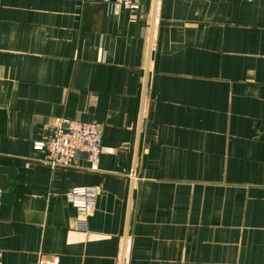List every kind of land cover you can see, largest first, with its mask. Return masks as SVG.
Listing matches in <instances>:
<instances>
[{
  "label": "crops",
  "instance_id": "obj_1",
  "mask_svg": "<svg viewBox=\"0 0 264 264\" xmlns=\"http://www.w3.org/2000/svg\"><path fill=\"white\" fill-rule=\"evenodd\" d=\"M64 115L96 164L33 148ZM1 166L0 264H264V0H0Z\"/></svg>",
  "mask_w": 264,
  "mask_h": 264
},
{
  "label": "built area",
  "instance_id": "obj_2",
  "mask_svg": "<svg viewBox=\"0 0 264 264\" xmlns=\"http://www.w3.org/2000/svg\"><path fill=\"white\" fill-rule=\"evenodd\" d=\"M98 1L113 8L129 11L141 9L145 0H84ZM35 150L44 151V162L51 168H67L73 164L77 152L86 154L91 164H96L102 153V128L95 120H82L60 116L51 127L48 137L33 142ZM98 188L96 185L74 186L65 192L75 213L71 227L87 233V219L95 207ZM37 264H59L57 255H40Z\"/></svg>",
  "mask_w": 264,
  "mask_h": 264
},
{
  "label": "water",
  "instance_id": "obj_3",
  "mask_svg": "<svg viewBox=\"0 0 264 264\" xmlns=\"http://www.w3.org/2000/svg\"><path fill=\"white\" fill-rule=\"evenodd\" d=\"M155 2H156V0H153V14H154V11H155ZM144 87H145V82H144ZM79 153H82V152H77L76 153V156ZM0 171H5L6 173L9 174V177L12 178L13 181H15V177H16V170H15V168L9 167V166H1L0 167ZM13 192H14V190L12 188L8 189L6 192H3L0 195V200L1 201H4V202H11L12 201Z\"/></svg>",
  "mask_w": 264,
  "mask_h": 264
}]
</instances>
